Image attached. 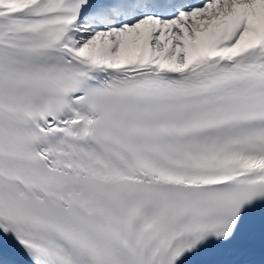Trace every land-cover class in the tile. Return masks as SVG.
Returning <instances> with one entry per match:
<instances>
[{
  "label": "snow or ice",
  "instance_id": "obj_1",
  "mask_svg": "<svg viewBox=\"0 0 264 264\" xmlns=\"http://www.w3.org/2000/svg\"><path fill=\"white\" fill-rule=\"evenodd\" d=\"M0 264H264V0H0Z\"/></svg>",
  "mask_w": 264,
  "mask_h": 264
}]
</instances>
